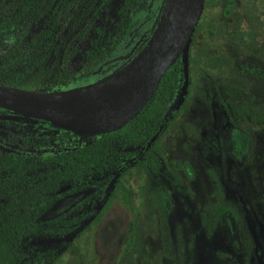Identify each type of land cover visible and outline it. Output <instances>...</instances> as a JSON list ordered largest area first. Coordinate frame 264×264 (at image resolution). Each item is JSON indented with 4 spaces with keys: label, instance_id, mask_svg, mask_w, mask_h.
Instances as JSON below:
<instances>
[{
    "label": "rangeland",
    "instance_id": "1",
    "mask_svg": "<svg viewBox=\"0 0 264 264\" xmlns=\"http://www.w3.org/2000/svg\"><path fill=\"white\" fill-rule=\"evenodd\" d=\"M90 1L93 7L86 11L64 10L63 0H48L42 16L34 17L38 0H0L5 49L30 56L34 38L57 18L63 28L61 51L77 74L72 90L116 81L120 74L139 86L179 29L190 2L146 0L147 8L138 15L137 27L123 47L110 59L90 64L88 51L102 34L114 32L124 0ZM229 1L206 0L194 43L226 63L222 61L221 69L203 62L191 67L183 109L160 141L163 168L176 181L166 182L169 200L163 203V193L145 169L134 168L112 187L104 217L74 234L73 245L62 255L39 264H264V0H234L226 16ZM51 64L58 67L60 59ZM244 65L258 73L244 71ZM183 85L182 80L175 98ZM233 125L251 140L250 151L240 162L229 150ZM133 128L132 120L119 131L129 136ZM84 138L0 108V152L51 155ZM174 162L191 164L193 177L186 171L176 174ZM221 200L241 216V253L213 222L210 206ZM133 229L135 240L129 246Z\"/></svg>",
    "mask_w": 264,
    "mask_h": 264
},
{
    "label": "trees",
    "instance_id": "2",
    "mask_svg": "<svg viewBox=\"0 0 264 264\" xmlns=\"http://www.w3.org/2000/svg\"><path fill=\"white\" fill-rule=\"evenodd\" d=\"M93 3L90 0H63L62 6L64 10L84 8L90 11ZM49 6L48 0H38L32 15L42 16ZM234 6V0H230L226 16ZM146 8V0H124L114 32L107 36L102 34L88 51L90 64L108 60L121 49L137 27L138 15ZM195 34L190 51V70L201 62L223 68L221 56L210 55L206 48L195 46ZM63 39L59 19L52 18L34 38L31 55L25 56L18 49H5L7 40L0 30V85L55 94L72 90L77 74L61 51ZM137 52L142 53L141 48ZM54 58L60 59L58 67L51 64ZM243 69L258 73L248 65ZM182 80L183 61L179 58L165 74L152 99L133 120V132L129 136L118 131L85 137L82 143L51 155L0 152V264H39L46 257L62 255L73 245L74 234L104 217L110 206L112 187L134 168L147 171L164 194L163 203L166 204L170 194L166 182L173 185L176 181L163 168L160 141L183 109L184 99L166 117ZM1 110L18 114L8 108ZM35 121L70 133L49 122ZM250 147L249 134L233 125L229 133L232 157L240 162L248 155ZM172 169L176 174L186 171L193 177V167L188 162H174ZM74 197L83 198L57 216H50L66 199ZM210 208L214 224L223 229L234 251L241 253L244 240L238 211L222 200L212 203ZM130 238L129 246L134 243L135 229Z\"/></svg>",
    "mask_w": 264,
    "mask_h": 264
},
{
    "label": "water",
    "instance_id": "3",
    "mask_svg": "<svg viewBox=\"0 0 264 264\" xmlns=\"http://www.w3.org/2000/svg\"><path fill=\"white\" fill-rule=\"evenodd\" d=\"M205 3L206 0H190L183 18L178 23L179 29L174 32L173 38L167 43L158 57L157 62L153 65L146 82L137 93L131 106L117 122L97 128H82L64 118L52 114L51 109L54 104V97L58 94L73 90L55 94L0 85V108L14 110L19 115L26 118L49 122L61 129L82 137H95L109 134L121 130L142 112L157 91L165 74L179 58H182L184 85L181 92L168 109L166 114V117H168L179 107L190 85V51L194 34L205 8ZM38 101H43V105L38 111H34L32 106ZM157 136L158 135L152 139V142L156 140ZM150 146L151 143L149 144V147Z\"/></svg>",
    "mask_w": 264,
    "mask_h": 264
},
{
    "label": "bare ground",
    "instance_id": "4",
    "mask_svg": "<svg viewBox=\"0 0 264 264\" xmlns=\"http://www.w3.org/2000/svg\"><path fill=\"white\" fill-rule=\"evenodd\" d=\"M163 36L166 37V35ZM145 82L143 80L138 86V82L132 84L127 75L120 74L116 81L108 80L92 87L56 95L51 112L82 128L110 125L121 119ZM135 86L138 87L136 90ZM42 105L43 101H38L33 104L32 108L34 111H38Z\"/></svg>",
    "mask_w": 264,
    "mask_h": 264
},
{
    "label": "flooded vegetation",
    "instance_id": "5",
    "mask_svg": "<svg viewBox=\"0 0 264 264\" xmlns=\"http://www.w3.org/2000/svg\"><path fill=\"white\" fill-rule=\"evenodd\" d=\"M82 198H83V197L68 198V199L71 200V201H70V204H69L68 206H66V207H63L64 202H65L66 200H68V199H66V200H65V201H64V202L58 207V209H57L56 211H53V212L50 214V216H52V217L57 216V215L59 214V212H61L62 210H65V209L70 208L71 206L75 205V204H76L78 201H80Z\"/></svg>",
    "mask_w": 264,
    "mask_h": 264
}]
</instances>
